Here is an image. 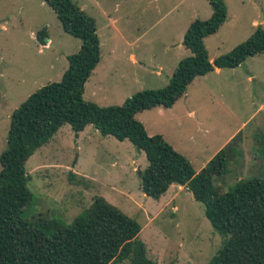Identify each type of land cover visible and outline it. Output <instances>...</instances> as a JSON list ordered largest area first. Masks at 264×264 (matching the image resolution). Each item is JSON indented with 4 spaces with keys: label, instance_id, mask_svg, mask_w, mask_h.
<instances>
[{
    "label": "rangeland",
    "instance_id": "374dc122",
    "mask_svg": "<svg viewBox=\"0 0 264 264\" xmlns=\"http://www.w3.org/2000/svg\"><path fill=\"white\" fill-rule=\"evenodd\" d=\"M71 1L96 23L101 60L85 84L84 99L100 106L122 105L139 91L165 87L179 61L192 54L183 44L188 27L213 13L209 0ZM224 1L226 22L205 38L211 60L264 28V0ZM43 30L46 45L37 39ZM81 44L45 0H0V155L13 111L39 88L60 81L68 56ZM131 54L143 62L135 63ZM189 109L196 117L187 116ZM136 117L150 135L162 134L185 155L196 172L241 130L215 186L224 193L240 178H264V52L198 76L173 107ZM147 165L145 152L128 139L103 135L92 124L76 134L64 124L26 163L32 198L24 216L53 222L52 232L103 196L140 223V238L156 264H208L226 237L187 189L176 184L159 199L146 197L138 170Z\"/></svg>",
    "mask_w": 264,
    "mask_h": 264
},
{
    "label": "trees",
    "instance_id": "16d2710c",
    "mask_svg": "<svg viewBox=\"0 0 264 264\" xmlns=\"http://www.w3.org/2000/svg\"><path fill=\"white\" fill-rule=\"evenodd\" d=\"M63 29L80 38V50L68 56L60 81L32 93L12 115L7 148L0 155V264H156L140 238V223L103 196L72 224L48 228L53 222L25 218L32 198L28 188V159L64 124L78 134L94 125L103 135L130 140L144 151L148 165L138 170L144 194L159 199L172 184L186 187L204 204L213 227L226 239L208 264H264V178H240L224 192L214 180L226 172L230 149L222 148L200 171L162 134L150 135L137 113L154 107H172L198 77L216 68H234L264 52V28L230 52L211 60L205 38L216 33L228 16L224 0H209L213 13L195 19L183 44L192 54L177 64L169 83L128 97L122 105L100 106L84 99L85 84L101 60V42L95 20L71 0H45ZM46 30L37 35L46 45ZM46 223V224H45Z\"/></svg>",
    "mask_w": 264,
    "mask_h": 264
},
{
    "label": "crops",
    "instance_id": "0c3cea01",
    "mask_svg": "<svg viewBox=\"0 0 264 264\" xmlns=\"http://www.w3.org/2000/svg\"><path fill=\"white\" fill-rule=\"evenodd\" d=\"M255 24H257V21H255ZM131 59H132L135 63H141V62H143V60H142V61H139V60L137 59V57H136L135 54H131ZM216 69H217V70H220V69H222V68H216ZM216 69H215V70H216ZM158 70H160V68H159ZM186 94H187V92L185 93V95H186ZM177 101H178V100H177ZM173 106H174V105H173ZM173 106H172V107H173ZM159 107H160V106H159ZM169 108H171V107H169ZM151 109H152V108H151ZM196 113H197L196 110L189 109V111H187V116H188V117H192V116H195ZM195 117H196V116H195ZM96 131H98V130L96 129ZM98 132H99V131H98ZM205 132H207V131H205ZM239 133H241V130H240ZM239 133H238V134H239ZM238 134H237V135H238ZM237 135H236V136H237ZM236 136H235V137H236ZM235 137H234V138H235ZM229 138H230L229 140H231V141H230V143H231V142L233 141V139H234V138H233V135H232V137H229ZM230 143H229V144H230ZM221 149H222V148H221ZM221 149H220V150H221ZM220 150H219V151H220ZM174 185H176V184H172V185L170 186V188H171V187H174ZM175 187H178L177 189H179V190L186 189V187H184V186H182V185H178V184H177V186H175ZM168 190H169V189H168ZM146 197H150V196H148V195L146 194Z\"/></svg>",
    "mask_w": 264,
    "mask_h": 264
}]
</instances>
